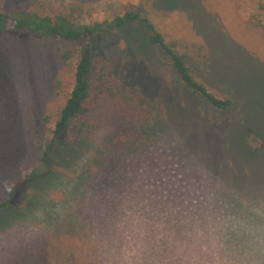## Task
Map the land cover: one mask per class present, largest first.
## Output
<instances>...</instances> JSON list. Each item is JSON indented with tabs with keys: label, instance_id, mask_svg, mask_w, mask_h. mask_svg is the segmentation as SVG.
<instances>
[{
	"label": "rangeland",
	"instance_id": "1",
	"mask_svg": "<svg viewBox=\"0 0 264 264\" xmlns=\"http://www.w3.org/2000/svg\"><path fill=\"white\" fill-rule=\"evenodd\" d=\"M259 2L264 0H0L2 12L66 14L79 24L138 13L164 42L175 43L195 80L216 97L233 100L229 110L217 111L182 90L170 59L149 46L145 23L104 32L94 44L91 91L79 116L92 131L70 164L40 170L24 182L39 168L58 111L74 86L80 46L30 31L0 32V178L17 186L14 206L0 213V264H40L45 258L63 264L56 259L67 248L80 253L79 264H108L103 244L112 196L134 184L146 165L145 174H151L159 159L182 162L197 180L203 172L208 187L236 210L242 202L264 203V166L253 170L262 188L247 189L228 184L233 160H223L227 138L232 149L243 133L252 150L264 144V11ZM99 62L107 66L101 85L95 81ZM229 77L242 78L241 89ZM129 97L145 99L143 110H151L145 135L139 133L144 128L140 113L125 108ZM84 157L88 162L77 175ZM260 158L264 165V151ZM7 197L0 188V203ZM57 202L64 205L63 215L55 211ZM37 208L46 216L47 227L40 230L29 223Z\"/></svg>",
	"mask_w": 264,
	"mask_h": 264
},
{
	"label": "clouds",
	"instance_id": "2",
	"mask_svg": "<svg viewBox=\"0 0 264 264\" xmlns=\"http://www.w3.org/2000/svg\"><path fill=\"white\" fill-rule=\"evenodd\" d=\"M87 162L76 165L77 175ZM181 163L159 159L151 174L146 165L134 184L113 194L103 244L108 264H264V203L236 210L203 172L197 180ZM0 188L11 194L14 184L0 178ZM64 210L57 202L56 213ZM29 223L46 228L44 210L34 209Z\"/></svg>",
	"mask_w": 264,
	"mask_h": 264
},
{
	"label": "trees",
	"instance_id": "3",
	"mask_svg": "<svg viewBox=\"0 0 264 264\" xmlns=\"http://www.w3.org/2000/svg\"><path fill=\"white\" fill-rule=\"evenodd\" d=\"M258 9L264 11V3L259 2ZM141 23H145L151 31V36L148 40L149 46L159 49L170 59V65L179 76L182 90H186L189 94L191 93L195 98L203 99L205 103L217 111H227L232 107L233 100L216 97L207 89L205 84L195 80L187 65L185 56L176 50L175 43L164 42L162 35L148 23L146 18H142L138 13L126 11L123 15L116 16L110 21L79 24L66 14L42 15L34 11H14L10 13L0 11L1 33L30 31L43 37H61L69 42H76L80 46L75 66L74 86L65 100L64 105L58 111L57 119L51 131V140L43 147L39 168L33 169L29 175L25 176L24 182L28 181L30 176L37 174L40 170L46 169L47 171H54L58 167L60 168L61 166L70 164L77 158L81 150L80 147L87 140L88 133L92 131L90 130V124L86 121L79 120V116L84 110L85 103L88 101L91 91L90 79L92 69L94 68V44L96 39L104 32L113 29L120 30L129 27L131 24ZM67 58L68 56H64V60ZM99 68L101 73H99L95 81L101 85L106 81L107 66L99 62ZM229 79L241 89L242 78L239 77L233 80V77H229ZM124 105L126 109L135 108L140 113L144 128L139 133H143V135L147 134L150 131L147 129L152 124V118L150 109L143 110L146 105V100L143 98H124ZM48 120L49 116H46L45 122ZM245 134L236 136L235 149L230 147L228 138L224 141L226 155L223 157V160H233L231 164L233 168L230 170L225 168V171L227 169V182L234 187L240 184V186L243 185L247 189L262 188L263 184L259 182V175H255L253 170L259 168L258 166H262L261 168L263 169L264 165L261 163L260 157L261 152L264 151V144L262 147L252 150L247 144ZM240 140H243L241 147L238 146ZM242 147L244 148V153H238V149ZM234 153L236 154L235 156ZM237 154L240 160L237 158ZM38 185L39 183L34 184L33 189L36 190ZM16 187L14 186L12 193L8 194L6 200L0 203V213H5L14 206V202L17 200ZM240 210H243V208L241 207ZM54 239L55 237L49 238L46 242L48 243ZM44 255L46 256L45 253ZM79 255L80 253L74 248L60 249L56 262L79 264ZM42 260L40 264H55V261H47L46 258Z\"/></svg>",
	"mask_w": 264,
	"mask_h": 264
}]
</instances>
